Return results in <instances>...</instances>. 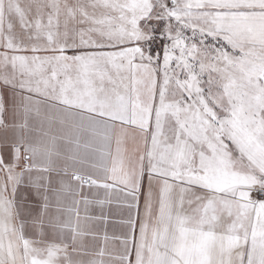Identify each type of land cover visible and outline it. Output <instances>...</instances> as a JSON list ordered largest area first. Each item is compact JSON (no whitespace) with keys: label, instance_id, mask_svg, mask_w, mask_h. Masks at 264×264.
Segmentation results:
<instances>
[{"label":"snow or ice","instance_id":"1","mask_svg":"<svg viewBox=\"0 0 264 264\" xmlns=\"http://www.w3.org/2000/svg\"><path fill=\"white\" fill-rule=\"evenodd\" d=\"M0 264H264V0H0Z\"/></svg>","mask_w":264,"mask_h":264},{"label":"crops","instance_id":"2","mask_svg":"<svg viewBox=\"0 0 264 264\" xmlns=\"http://www.w3.org/2000/svg\"><path fill=\"white\" fill-rule=\"evenodd\" d=\"M109 231H111V228L109 229Z\"/></svg>","mask_w":264,"mask_h":264}]
</instances>
